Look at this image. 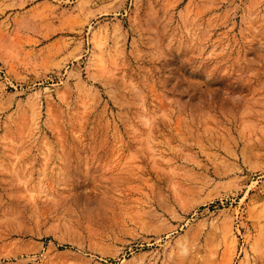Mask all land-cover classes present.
<instances>
[{
	"label": "rangeland",
	"instance_id": "1",
	"mask_svg": "<svg viewBox=\"0 0 264 264\" xmlns=\"http://www.w3.org/2000/svg\"><path fill=\"white\" fill-rule=\"evenodd\" d=\"M0 264H264V0H0Z\"/></svg>",
	"mask_w": 264,
	"mask_h": 264
}]
</instances>
